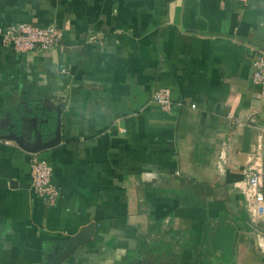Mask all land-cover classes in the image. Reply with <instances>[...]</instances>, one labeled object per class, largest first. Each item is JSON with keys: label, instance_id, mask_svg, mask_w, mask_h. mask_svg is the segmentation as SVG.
Instances as JSON below:
<instances>
[{"label": "crops", "instance_id": "1", "mask_svg": "<svg viewBox=\"0 0 264 264\" xmlns=\"http://www.w3.org/2000/svg\"><path fill=\"white\" fill-rule=\"evenodd\" d=\"M19 23L64 39L0 40V264H54L76 237L62 264H264L235 186L264 171V0H0V26ZM164 87L182 103L169 113L151 101Z\"/></svg>", "mask_w": 264, "mask_h": 264}, {"label": "built area", "instance_id": "2", "mask_svg": "<svg viewBox=\"0 0 264 264\" xmlns=\"http://www.w3.org/2000/svg\"><path fill=\"white\" fill-rule=\"evenodd\" d=\"M63 39L62 29L55 25L40 27L31 23H19L0 26L2 45L11 48L15 53L47 52L58 49ZM251 66L253 84L260 89L261 96L264 98V52L258 51L253 55ZM151 101L166 113L171 112L175 105H182L181 102H176L172 90L166 87L157 89ZM188 107L191 110L197 108L196 104ZM256 117L257 112H254L249 123L255 122ZM9 143L7 140H0V145ZM261 149L262 143L260 142L257 152ZM30 164L33 190L48 206H54L59 199L60 191L53 184V167L46 160L39 158H34ZM235 186L244 195L248 223L252 227L259 252L264 254V231L262 229V224H264V171L257 169L247 173L245 178Z\"/></svg>", "mask_w": 264, "mask_h": 264}, {"label": "water", "instance_id": "3", "mask_svg": "<svg viewBox=\"0 0 264 264\" xmlns=\"http://www.w3.org/2000/svg\"><path fill=\"white\" fill-rule=\"evenodd\" d=\"M2 139L15 140L18 142V144L20 146H22L23 148H26V146L23 143L22 138H20L16 135L4 136V137H2ZM59 141H60V134L58 132V134L55 136V138H53L50 142H47L44 145H42L36 149H31L30 151H32V152L42 151L44 149L56 146L59 143ZM84 243H85L84 237L83 238L82 237L73 238L71 241H69L67 243L66 247L64 248L62 253L57 257L54 264H62L68 257H70L74 253V251L76 250V248L78 246H80Z\"/></svg>", "mask_w": 264, "mask_h": 264}]
</instances>
